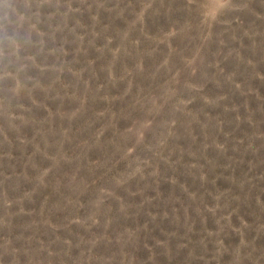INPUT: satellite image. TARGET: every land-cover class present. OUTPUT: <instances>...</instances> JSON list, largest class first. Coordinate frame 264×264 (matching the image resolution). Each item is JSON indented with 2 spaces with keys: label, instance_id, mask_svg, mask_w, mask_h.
Returning <instances> with one entry per match:
<instances>
[{
  "label": "rangeland",
  "instance_id": "obj_1",
  "mask_svg": "<svg viewBox=\"0 0 264 264\" xmlns=\"http://www.w3.org/2000/svg\"><path fill=\"white\" fill-rule=\"evenodd\" d=\"M0 264H264V0H0Z\"/></svg>",
  "mask_w": 264,
  "mask_h": 264
}]
</instances>
